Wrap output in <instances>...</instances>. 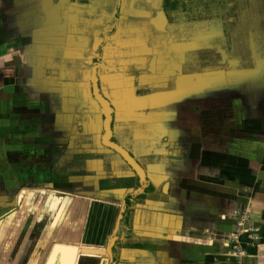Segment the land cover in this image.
Segmentation results:
<instances>
[{
    "label": "rangeland",
    "instance_id": "rangeland-1",
    "mask_svg": "<svg viewBox=\"0 0 264 264\" xmlns=\"http://www.w3.org/2000/svg\"><path fill=\"white\" fill-rule=\"evenodd\" d=\"M58 1L64 7L76 2L0 0V264H8L12 251L20 247L17 241L22 229L20 226L24 228L27 222L25 217L34 215L42 224H49L51 219L49 221L48 217L57 216L60 222L64 219L66 223L70 214L71 221L76 220L82 225L81 240L76 243L65 239L54 241L46 254H39L36 264L41 263V256V264H54L58 255L62 264H82L83 256L97 257L88 258L89 261L85 262L92 261L93 264H153L156 254V262L165 264L168 259L166 248L174 241L166 239V235L161 236L164 234L161 232V237L154 239L156 233L147 229L146 220L149 212L153 213L156 209L145 201L152 194L164 200L163 194L167 193L168 199L172 195V199L182 202L179 204V214H182L186 208L183 202L193 200L187 184L200 186V189L204 186L210 190L237 193L238 204L234 207L236 211L231 212L232 222L239 225L241 217H244L247 222L253 221L251 227L257 229L258 220L252 217L261 208L264 209L261 204L264 198V158L261 161L256 159L264 153V137H259L261 130L264 131V0H215L214 3L222 1L223 4H211L213 9L209 10L200 6L199 15L193 18L185 12L174 13L172 20L163 14L164 0H137L140 5L148 2L147 6L157 12V15L153 14V19L160 13L164 15L167 24L163 31H156L155 35L160 36L156 42L166 45L163 47L166 52L160 53L153 72L149 70L152 62L146 63L145 60L141 68L137 66L136 69L132 64L118 63L125 69L120 72L134 69L147 78L153 73L162 77L151 88L143 86L144 80L147 82L149 78L125 79L131 84L128 92H136V96L131 94V101L132 96L137 97V102H134L135 108H138L137 116L135 123L131 122L136 125L131 127L125 126L122 120L124 113L120 110V99L117 97L122 92L118 93L117 87L108 86L110 81L118 83L120 78L103 79L107 73L104 51L109 43L103 38L105 26L99 31L96 24L95 30L85 36L86 40L89 36L93 37V42L77 44L81 48L77 54H82L77 62L60 56L66 55L65 51H53V46L50 47L52 42H45L43 48L40 46L43 42H37L40 26L52 24L51 20H47L51 17L48 15L52 14L53 7L57 8ZM92 1L93 8H101L100 3ZM119 1L108 0V5L121 10ZM134 9L124 6V13L118 12L117 19L121 22L123 17L129 27L147 31L146 19L150 15L142 13V20L134 23L130 19ZM6 16L12 17V25H6L10 29L7 32L8 42L5 41L3 23ZM113 16L109 17L110 24L116 21ZM90 17L92 21L98 19L97 16ZM118 28L111 27V33L116 35ZM119 35L116 39L122 42H118L121 45L118 48L125 50L122 56L127 54L128 48H132L127 43L141 42L139 48L142 49L143 45L153 44L150 35L140 37L128 33L123 39ZM81 36L84 40L83 33ZM115 58L111 55L109 76L116 75V68H113L116 67ZM169 68L177 72L174 79L164 78L169 76ZM93 73L99 78L97 87L101 95L112 109V140L127 152L135 154L141 167L151 163L142 157L148 151L146 141L163 140L171 134L177 140L184 136L181 130H188L186 138H192L196 147H202L203 139L206 141L203 147L205 157L199 158L194 152L186 154V161L184 144L169 142V151L166 150L169 153L162 151L158 158L153 159L160 165L161 172L156 175L158 172L148 170L145 178L135 183V171L118 152L103 142L105 116L93 94ZM79 100L85 102L82 110H79ZM86 115L96 117L99 123L102 120V127H90L96 121L87 120L89 117L86 118ZM206 117L211 119V124L219 120L220 124L227 122V127L230 120L236 133L233 129L230 132L228 129L219 131L218 124L212 128L204 127V122H210ZM85 118L87 126L81 130ZM250 121H254L253 127ZM165 122L173 124V129H166L171 126L165 125ZM90 130L93 136H85L84 133ZM231 135L236 139L231 144L236 145L232 153L237 151V157L217 156L216 151L228 153L230 144L227 140L232 138ZM104 141L109 143L107 138ZM246 141L249 143L245 144ZM251 165L258 168L259 174L252 171V176H246L248 173L244 175L243 169H252ZM229 167L241 169L233 168L235 171L231 170L228 174ZM147 182H151L155 191H148ZM119 188H126L123 199L113 195ZM141 195L145 197L140 198ZM127 197L132 204L126 203ZM250 197L253 198L250 207L252 211L254 209L253 215L246 212ZM76 205L78 209L80 205L82 216H79ZM124 210L132 211L131 220L125 221ZM142 222H145L144 228L141 227ZM36 234H30L33 237L24 249L28 254L36 248ZM114 238L117 241L110 256L111 248L107 246ZM222 240H217L212 248H224ZM181 242L172 245L173 248L179 246L176 251L181 250ZM137 243H155L158 248L147 253L123 249ZM192 243L190 247H195ZM176 251L173 252L174 257H182ZM25 252L21 259L28 257ZM107 256L106 262L102 257ZM175 261L181 262L180 259Z\"/></svg>",
    "mask_w": 264,
    "mask_h": 264
},
{
    "label": "crops",
    "instance_id": "crops-1",
    "mask_svg": "<svg viewBox=\"0 0 264 264\" xmlns=\"http://www.w3.org/2000/svg\"><path fill=\"white\" fill-rule=\"evenodd\" d=\"M70 1V0H67ZM76 2L72 3L73 5H67V7H64L63 5L60 6L61 1H58V5L57 8L55 9V7H53V11L52 14H49L48 16L51 15V17L47 20H51L52 24H47L46 25H42L40 26L39 30L37 31V42H43L42 45L40 43L41 48H43L45 46V42H52V45H50V47L53 48V51H55L56 49H60L59 51H65L66 55H60V56H64V57H68V59L77 62L78 59L81 58L82 54H77V51H80L81 48L79 49L77 47V44L82 43L83 42H93L94 38L93 37H88V40H86V35L89 33V31L95 30V26L97 24V27L99 31H101V27L105 26V31L103 32L104 35V42H109L107 43V46L105 48V62H104V68L107 69V73L104 74L103 79H109V77H111L112 79L120 78V81L118 83L114 82L112 84V81H110L111 85L108 86L110 87H117L118 89V93L121 91V95H117L118 99H120V104H121V108L120 110L124 113L122 120H124L123 122H125V126L127 127H131V126H135L136 124H133L131 122L136 120V111H137V107L135 108L134 102H137L136 99L137 97L132 96V101H131V94L129 91V82L125 79H133V81L135 79H148V81L146 82L144 80V84L143 86L147 85L148 88H151L155 83V85L157 84V79L158 78H162L161 74H159L157 76V73H153V74H149L148 78L147 76H142L140 74V72H138L136 69V67L140 66L139 68H141V63L144 61L146 63L148 62H152L151 65H149V70H152L155 64V62L157 61L158 63V57L160 55V53H165L166 49H164L163 47H165L166 45L163 44V42H156L158 38H160V36H156L155 34H157L158 31H163L162 28H165L166 24L165 23V18H164V12L163 14L160 13L158 15V17L156 19H153V14L157 15V12L155 13L152 8L150 6H147L148 4V0L146 1L147 4L142 3V5H140V1L137 2V0H120L119 2L121 3V10L119 9H115L113 11V9L111 8V6L108 5V0H95L97 3H100V7L101 8H93L92 4L93 1L92 0H75ZM151 1V0H149ZM156 1V0H153ZM71 3V1L69 2ZM114 3V2H113ZM153 2H150V4ZM118 4V3H117ZM129 5L132 7V9L136 8L132 11V17L130 18L134 23L141 21L142 20V13H146L149 14L150 17H148L146 20V22H148V30L145 31L143 29H141L140 27L138 28V30L133 29L131 26L129 27V25H126V23H124L123 17L121 22H119V20L117 19V13L118 12H122L123 11V7ZM138 5V6H137ZM98 7V6H97ZM62 8L64 10H62ZM154 9V8H153ZM111 13V14H108ZM28 15V14H25ZM113 18L115 17L116 21L115 23L110 24V16ZM90 16H97V20L92 21ZM109 16V17H108ZM166 16V14H165ZM107 17V18H105ZM141 18V19H139ZM160 18L163 20V22L160 24L157 21L160 20ZM167 18V16H166ZM130 19H128L127 21H131ZM168 19V18H167ZM101 20V21H100ZM25 21V20H23ZM4 25H5V41L8 42L9 38H8V34L7 32L10 29L6 28V25L11 26L12 25V17L10 16V18H8L7 16L5 17L4 21H3ZM128 24H130L128 22ZM165 25V26H164ZM111 27H115L118 28L119 30L115 33L116 35H113L111 32ZM162 29V30H161ZM83 31V32H81ZM157 31V32H156ZM147 32V34H146ZM82 33L84 35V40H82ZM120 33L119 38L123 39V37L125 36V34L131 33L135 36V34H138V36L143 37L146 36L148 37L149 35V39L151 40L150 42H153V44H151L149 46V44L143 45V49L139 48L141 42H139L138 44H128V47H132L131 49L128 48L127 54H125L124 56H122V54L125 53V50H120V48H118V46H121L118 42H122L119 41L117 38V35ZM99 37V35H97ZM132 38V37H131ZM133 39V38H132ZM100 40V39H98ZM96 42V41H94ZM112 42V43H110ZM133 42V40H132ZM69 46V47H68ZM71 46V47H70ZM113 48V49H111ZM146 48H149L146 51ZM160 49V50H159ZM142 50L143 53L142 54ZM56 52L54 53V56L57 57V55H55ZM58 54V52H57ZM151 54V56H149ZM111 55H115L116 58L114 60V62L116 63V75H112L109 76L108 73V64L110 62V58ZM119 55V56H118ZM92 56V55H91ZM91 56L89 58H91ZM155 57V58H154ZM88 60V59H86ZM81 62V61H79ZM83 62V61H82ZM120 62H124L127 64H132V67L134 69H132V71L127 70L126 73L124 72H120V70H125L123 67H120L118 65V63ZM153 66V67H152ZM57 70V69H56ZM165 70V69H164ZM59 71V70H58ZM156 71V69H155ZM120 72V73H119ZM150 72H153L150 71ZM169 72V76L164 77L167 79H174L175 78V74L177 73L176 71H172L171 68L168 69ZM132 74V76H131ZM8 75V73H6V76ZM10 75H12V70H10ZM96 73L92 74V79L93 76H95ZM98 81L99 78L96 75L95 76ZM102 77V76H101ZM151 78V79H150ZM108 81V80H107ZM147 83V84H146ZM141 85V84H140ZM125 89L127 91V93H125ZM117 92V91H116ZM136 96V92L133 93ZM132 94V95H133ZM151 97V96H149ZM214 98V97H213ZM142 100V99H140ZM83 101V100H82ZM79 102H81V100H79ZM82 103V102H81ZM79 103L78 105H80L79 110H82L81 108H83V105L85 104V102H83L82 104ZM105 111V109H104ZM92 115V114H91ZM89 117L86 115V118ZM86 118L84 119V122L82 123V129H84V126H87V121ZM205 119L210 120L209 124L208 123H203V126L205 127L207 125V127L212 128L215 125H219L218 129L219 131H221V129H228V132H230L232 129L233 133H236L235 130V125L231 124V121L229 120V124L228 127L226 125L227 122L225 123H219L220 120L218 121V123H213L211 124V119H209L208 117H206ZM87 120L89 121H96V123H93V125H90V127H94V126H100L102 127V120H99L94 117V118H87ZM262 122V121H261ZM260 122V124H261ZM251 126L253 127L254 121H250ZM169 125L171 127L166 128L168 130H172L173 129V124H169L168 122H165V125ZM232 127H231V125ZM257 124H255L256 126ZM262 125V124H261ZM263 126V125H262ZM206 127V128H207ZM223 127V128H222ZM247 127V125H246ZM264 127V126H263ZM178 129V127H175ZM208 128V130L210 129ZM93 129V128H91ZM176 129V130H177ZM244 129V128H243ZM212 130V129H211ZM263 130V129H262ZM261 130V135H259V137H264V131ZM218 131V130H217ZM162 132V131H161ZM182 133V135H184L182 138H179L177 140H175V135L171 134L170 136H167L165 138H163V140H154V141H146L145 145L148 149H151L153 151V154L155 155H160L159 153H161L162 151L165 152V154H168L169 152V147L167 145V143L174 141L173 145L176 142H182V144H184L185 146V158H186V154H193L194 152H196L198 155L197 157L199 158H204V152L203 151V147L206 144V141L203 139L201 144L202 147H196L195 142H193L194 140H192V138L187 139L186 137H188V130L187 132L185 130H181L180 131ZM82 133H84V131H82ZM88 134L89 137H92L93 134H91V130L89 131V133H84V135L86 136ZM220 133H218L219 135ZM97 136V134H96ZM232 136V135H231ZM230 136V137H231ZM235 138H237V134H234ZM217 140V137H216ZM214 140V141H216ZM236 139L233 138H228L227 142H229V147H228V153L227 154H223L221 152H215L217 153L219 157H223L226 156L227 158H236L237 157V151H234V153H232V150L236 149V145H232L231 142H235ZM147 143V144H146ZM171 143V144H172ZM245 144L249 143L248 141L244 142ZM247 147V146H246ZM166 148V149H164ZM168 148V149H167ZM195 148L198 150L196 151ZM166 150H168L166 152ZM192 152V153H191ZM249 152V151H248ZM247 153V152H246ZM196 156V155H195ZM264 158V153L259 154L256 159L257 160H262ZM186 161L187 158H186ZM234 167H229V171L228 174H231V170L235 171L236 169H241V168H234ZM252 169H248V168H244L243 172L244 175H246L247 173L249 175L246 176H252V171H255L256 175L259 174L257 173L258 168L252 167ZM150 171L153 172H158L156 173L159 174L161 172V168L160 165L155 164V165H151V167L149 168ZM235 174V172H234ZM246 184V183H245ZM188 185V193H190L191 195H193V200L192 201H188V202H183L186 203L184 204L186 206V208L183 210L182 214H179V208H181L179 206L180 203L182 202H177L175 199H172V195H170V199H168V194H163L164 196V200L158 199L156 194H152L153 196L150 198H147V200L145 201L148 205H152L153 208L152 209H156L155 212L148 214V218L146 220V222L148 223V228L149 231L156 233L154 236V239L161 237L163 235H166L165 238L166 239H170L174 242H166L169 243L168 244V248H166V250L168 249V251L165 252L167 259V263L165 264H264V209L261 208V210L257 211L258 213H254V209L252 211V209L250 208L252 205V197H250V203H249V207L248 209H246L247 213H253L255 214V217L253 215L252 219H255L256 221V226L258 229V233H257V240L254 241L253 243H251V237L250 234L244 233L241 234V245L243 247V249L245 250V256L243 255H239V256H235V255H231L229 253V250L227 248H218L215 249L212 248V246L214 244H216L217 240L221 239V238H229L232 234H234L235 232H238L239 229V225L238 223H233L231 220V212L234 211V207L237 206L238 204V197H237V193L233 194L230 193L228 190H222L217 191V190H210V189H206L203 188L200 189V186L197 187H193L191 186V184H187ZM125 187H128V185L126 183H124ZM257 188H260V186H257ZM125 189L126 188H119L117 190H115V192L113 193V195L117 198H124V193H125ZM43 193V192H42ZM51 195V194H50ZM222 204V206H221ZM261 204H263L262 206L264 207V198L263 201L261 200ZM139 205V204H138ZM193 205V206H192ZM221 207L223 208L221 210ZM194 208V210H193ZM253 208V207H252ZM183 209V208H182ZM209 209V210H208ZM125 211V210H124ZM236 211V210H235ZM234 211V212H235ZM250 214V220H251V215ZM227 217H229L230 219H228ZM240 222V221H239ZM253 221H246V228H251V223ZM142 228H144L145 226V222H142ZM197 223V224H195ZM140 227V229H141ZM253 228V227H252ZM161 233V236L159 235ZM178 233V234H177ZM218 238V239H217ZM210 240H212L210 242ZM116 238L111 239L110 243L107 247L112 248L113 245L115 244ZM182 241V242H181ZM178 242L182 243L181 246V250L176 251V249L179 246H176L173 248V244ZM193 242L192 244H194L195 247H190V243ZM153 246V250H155L156 248H158L155 243L151 244ZM106 248V247H104ZM211 251H210V250ZM137 251L139 253H147V252H153L152 250H133V249H125V251ZM209 250V251H208ZM128 251V252H129ZM176 251L177 253H180L182 255V257H179V255L174 257L173 252ZM157 252V251H155ZM112 254V250L110 249V256ZM214 254V256L212 255ZM194 256V257H193ZM212 257V258H208V257ZM153 257V255H152ZM95 259L97 257H82L81 259V263L85 264L86 261H89V259ZM109 256L107 257H102V259H104L106 262L108 261ZM157 259V254L155 255L154 258V262L153 264H158L156 262ZM175 259H180L181 262L178 263L177 261H175ZM97 263V262H96ZM95 263V264H96Z\"/></svg>",
    "mask_w": 264,
    "mask_h": 264
},
{
    "label": "flooded vegetation",
    "instance_id": "flooded-vegetation-1",
    "mask_svg": "<svg viewBox=\"0 0 264 264\" xmlns=\"http://www.w3.org/2000/svg\"><path fill=\"white\" fill-rule=\"evenodd\" d=\"M164 4H165V0H164ZM164 13L166 14L167 18L169 19L170 18L169 17V13L166 10L165 5H164ZM111 131H112V138H113L114 137L113 118H112V123H111ZM112 138H111V140H112ZM112 141L119 145V143H117L115 140H112ZM147 150H148L147 152L142 154V157L146 158L151 163L150 164L147 163V164H145L142 167L144 169L145 173H147V171L149 170L151 165L157 164V163L154 162L153 159L159 157L158 155L153 154V151L151 149L147 148ZM129 154H131V156L136 160L137 156H135V154H133L132 152H130ZM127 164H128V162H127ZM131 168H132V166H131ZM135 174H137L136 171H135ZM140 180H141V178L137 174V180H135V183H139ZM147 183H148L147 187L149 185H151L150 184L151 182H147ZM128 199L130 201V198H128V197L126 198V201ZM64 200H66V198ZM130 204H132L131 201H130ZM76 208L78 210L79 216H82V214H81L82 211L80 210V205H79V209H78L77 205H76ZM123 212L126 213L125 214V221H126V217H127L128 211L127 212L123 211ZM71 217H72V215L70 214V219H71ZM25 218L26 219L28 218L27 222L25 223V227L24 228H23V225L20 226L22 229H21V232H20L19 240L17 241V244L19 243L18 246H20V247L14 249L12 251V253L10 252L11 253L10 257L11 258H9L8 264H18V263H20V264H36V262L38 260V257H39V254H43V253L46 254V251L49 250L51 244L54 241L59 242L60 239H65L66 241L76 243V242H79L81 240L80 239L81 238V234L80 233H81V230H82L81 229L82 225L79 222H77L76 220H72L71 221L70 219H68L69 221L66 220V223H65L64 219H62V222H60L61 221L60 217L58 218L56 216V218H51V217L49 218L48 217V220L51 219V222L49 224L47 222L42 224L41 220L39 221L38 219H36L34 215H29L28 217H25ZM129 224H131V221L129 222ZM36 232H37L36 236L38 238V240H37V242L35 244L36 248L34 249L33 252H29V253H32V254H28V252L27 251L25 252L24 249H26L27 242L33 237V236H30V234H35ZM20 237H22V240H20L21 239ZM116 241H117V239H116ZM17 244L15 245V247L17 246ZM113 248L114 247H112V252H113ZM123 249L125 250V249H133V248H128L127 246H125ZM53 250H55V248ZM133 250H140V249H133ZM24 252L26 253L25 256H28V257L25 258V259L24 258L21 259L22 254H24ZM41 258H42V256L40 257L39 262L42 263L43 259H41ZM41 263H39V264H41ZM54 264H62L60 255L57 256L56 262ZM85 264H93V262L90 261V262H87Z\"/></svg>",
    "mask_w": 264,
    "mask_h": 264
},
{
    "label": "trees",
    "instance_id": "trees-1",
    "mask_svg": "<svg viewBox=\"0 0 264 264\" xmlns=\"http://www.w3.org/2000/svg\"><path fill=\"white\" fill-rule=\"evenodd\" d=\"M165 0V8L169 13V17L170 20H172V15H174V13H180V12H185L187 15L192 16L193 17H197V15H199V10L202 8L203 10H209L210 8L213 9L212 5L216 4L218 6V4H223L222 1H220L219 3H214L215 0ZM212 4V5H211ZM200 6H202L200 8ZM211 6V7H210ZM205 12V11H204ZM176 16V15H175ZM154 187L149 185L148 186V191H154ZM144 198L145 196H140V198ZM128 205H130V201L129 199L126 201ZM132 211L129 210L127 213V217L126 220H128L130 218L131 220V215H132ZM130 220L128 221V223L130 222ZM128 248H133V249H140V250H152L154 249L153 246L151 244H144V243H137V244H133V245H129L127 246Z\"/></svg>",
    "mask_w": 264,
    "mask_h": 264
},
{
    "label": "water",
    "instance_id": "water-1",
    "mask_svg": "<svg viewBox=\"0 0 264 264\" xmlns=\"http://www.w3.org/2000/svg\"><path fill=\"white\" fill-rule=\"evenodd\" d=\"M94 79H92L93 83V94L95 99L98 101V103L101 105L102 113L105 116L104 121V127H105V135L103 138V142L105 145L111 147L116 152H118L127 162L132 166V168L136 171V173L139 175V177L142 179L145 178V171L140 166V164L123 148H121L119 145L113 143L111 141L112 138V131H111V123H112V109L109 104V102L101 95L99 88L97 87L98 79L93 76ZM105 109V111H104ZM105 138L108 140V144L105 143ZM109 244V243H108ZM112 250V248H111ZM112 255V254H111Z\"/></svg>",
    "mask_w": 264,
    "mask_h": 264
},
{
    "label": "built area",
    "instance_id": "built-area-1",
    "mask_svg": "<svg viewBox=\"0 0 264 264\" xmlns=\"http://www.w3.org/2000/svg\"><path fill=\"white\" fill-rule=\"evenodd\" d=\"M241 218L242 219L240 222L242 223H239L240 227L238 229V232H235L229 238H223L222 240L224 248H227L229 250V253L235 256H239V255L245 256V250L243 249L241 245V234H244V233L250 234L252 242L257 240L258 229H255L252 227L246 228V224H245L246 218L244 217H241Z\"/></svg>",
    "mask_w": 264,
    "mask_h": 264
},
{
    "label": "bare ground",
    "instance_id": "bare-ground-1",
    "mask_svg": "<svg viewBox=\"0 0 264 264\" xmlns=\"http://www.w3.org/2000/svg\"><path fill=\"white\" fill-rule=\"evenodd\" d=\"M157 22L161 24V23L163 22V20L160 18V20H159V21H157Z\"/></svg>",
    "mask_w": 264,
    "mask_h": 264
}]
</instances>
